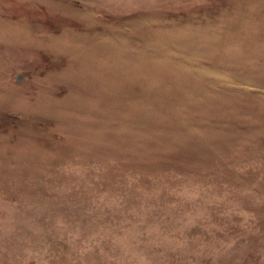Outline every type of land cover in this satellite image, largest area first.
Here are the masks:
<instances>
[{"label":"rangeland","instance_id":"rangeland-1","mask_svg":"<svg viewBox=\"0 0 264 264\" xmlns=\"http://www.w3.org/2000/svg\"><path fill=\"white\" fill-rule=\"evenodd\" d=\"M0 264H264V0H0Z\"/></svg>","mask_w":264,"mask_h":264}]
</instances>
